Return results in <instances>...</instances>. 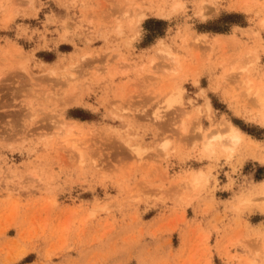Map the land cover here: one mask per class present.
I'll return each instance as SVG.
<instances>
[{"label":"rangeland","instance_id":"obj_1","mask_svg":"<svg viewBox=\"0 0 264 264\" xmlns=\"http://www.w3.org/2000/svg\"><path fill=\"white\" fill-rule=\"evenodd\" d=\"M261 96L264 0H0V264H264Z\"/></svg>","mask_w":264,"mask_h":264},{"label":"bare ground","instance_id":"obj_2","mask_svg":"<svg viewBox=\"0 0 264 264\" xmlns=\"http://www.w3.org/2000/svg\"><path fill=\"white\" fill-rule=\"evenodd\" d=\"M175 6H177V5H175ZM203 12H199V14L201 15ZM207 13V12H206ZM202 15H204V13L202 14ZM140 16H142V14H139L138 16H136L137 17V20H138V22H141L142 21V17H140ZM133 18V17H132ZM131 18V19H132ZM139 18V19H138ZM133 21H134V18H133ZM133 21H131L130 20V22H131V24H132V27H133ZM136 24V23H135ZM135 28V27H134ZM198 40V39H197ZM160 50V49H159ZM164 50V49H163ZM166 50H164V53H168L167 55H172V52H170V50H167V52H165ZM161 53V52H160ZM163 53V54H164ZM257 96H258V93H257ZM74 97V96H73ZM73 99V98H72ZM71 99V100H72ZM260 99V101H264V96H261V98H259ZM257 100V99H256ZM69 101V100H68ZM259 101V100H258ZM258 101H256V102H258ZM264 106V105H263ZM264 113V112H263ZM226 124V123H225ZM228 125L226 126V127H228V129L227 130H222V129H220V130H218L217 132H215L216 130H214L213 132H215L212 136H211V134L209 135V137H208V139L206 140V143L204 144V146H205V150L206 151H211V150H214V148H215V146L219 143V142H224L225 140H227L228 142H230V144L229 145H227V146H235L236 144H238L242 139H243V137H244V135H243V131L238 127V126H236V125H234L233 123H231V122H229V123H227ZM218 127H219V125H218ZM210 133H212V132H210ZM208 135V134H207ZM211 136V137H210ZM71 140H73V142H72V146L73 147H77V144H79L78 142V140L77 139H71V138H69V139H65L64 140V142L66 141V142H69V141H71ZM63 142V141H62ZM65 142V143H66ZM224 144V143H223ZM225 145V144H224ZM226 146V145H225ZM226 148H228V147H226ZM230 148V147H229ZM197 178V177H196ZM195 178V180H197ZM247 263H248V261H247ZM251 263V262H250Z\"/></svg>","mask_w":264,"mask_h":264}]
</instances>
